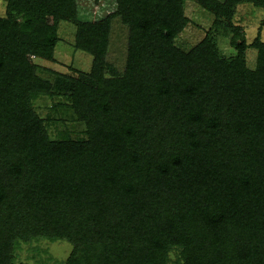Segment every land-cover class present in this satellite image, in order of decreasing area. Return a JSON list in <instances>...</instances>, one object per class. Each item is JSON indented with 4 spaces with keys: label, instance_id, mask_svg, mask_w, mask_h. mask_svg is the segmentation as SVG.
Returning a JSON list of instances; mask_svg holds the SVG:
<instances>
[{
    "label": "trees",
    "instance_id": "1",
    "mask_svg": "<svg viewBox=\"0 0 264 264\" xmlns=\"http://www.w3.org/2000/svg\"><path fill=\"white\" fill-rule=\"evenodd\" d=\"M186 1L115 0L91 21L77 0H7L0 264L42 239L71 244L64 264H264V41L234 24L238 5L264 0H191L214 21L184 50ZM115 20L122 70L108 60ZM62 21L91 70L46 79L33 59L55 60ZM221 31L236 54L223 55Z\"/></svg>",
    "mask_w": 264,
    "mask_h": 264
},
{
    "label": "rangeland",
    "instance_id": "2",
    "mask_svg": "<svg viewBox=\"0 0 264 264\" xmlns=\"http://www.w3.org/2000/svg\"><path fill=\"white\" fill-rule=\"evenodd\" d=\"M7 0H0V17L4 16ZM79 19L98 21L115 10V0H77ZM185 12L190 19L189 25L178 36L176 43L184 50H189L199 43L212 30L214 15L203 9L195 2H185ZM264 9L254 7L248 3L240 4L235 10L234 24L241 27L246 35V42L252 44L256 38L264 41ZM76 27L69 21H62L58 28L60 40L55 47V60L47 61L33 59L39 66V75L46 79L53 78V72L76 76L79 72H89L92 66V56L77 50L75 43ZM212 32V31H211ZM216 39L224 56L236 54L230 44L229 37L221 31ZM127 56V28L118 20L114 21L111 34L108 60L119 70L125 65ZM257 51L247 50V63L250 68L256 66ZM43 98L36 100V104ZM47 101V100H46ZM44 102V100H43ZM42 103V101H40ZM50 101L44 103L49 104ZM40 112V111H39ZM47 109L42 114L45 116ZM73 134L80 132V128L72 129ZM52 131L55 132L54 127ZM71 244L66 241L39 240L31 244H22L16 252V264H64L71 252Z\"/></svg>",
    "mask_w": 264,
    "mask_h": 264
}]
</instances>
